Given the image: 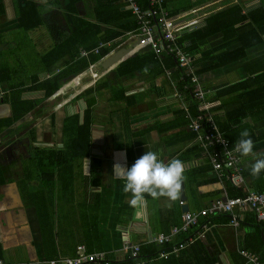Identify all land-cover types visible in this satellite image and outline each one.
Wrapping results in <instances>:
<instances>
[{"label":"crops","instance_id":"1","mask_svg":"<svg viewBox=\"0 0 264 264\" xmlns=\"http://www.w3.org/2000/svg\"><path fill=\"white\" fill-rule=\"evenodd\" d=\"M134 3L144 12L155 10L150 22L156 24V35L161 30L160 18L164 14L173 18L179 38L200 28H218L224 25L225 18L235 20L244 15L251 21L253 11L264 10V0H0L1 47L8 49L9 42L17 39L28 59L26 65H21V56L8 58L20 66L17 70L2 68L5 81L0 82V96L9 92L11 83H23L28 88L35 78L42 81L69 66L75 67L72 64L79 55L82 60L89 59L101 44L100 49L108 50L49 97L40 90L24 91V98L43 99L19 124L16 122L13 126L16 130L9 132L8 137L22 136V142L7 144L2 141L5 134L0 137V258L6 264H54V261L67 264L66 259L94 252H105L110 264H127L132 256L123 250L124 242L141 248L153 243L156 236L170 233L174 226L181 225L186 212L183 207L197 212L216 199L231 197L233 187L246 192L264 189V172L258 179L250 175L255 160L264 158V147L255 146L246 161V156L241 155L242 182L220 179L207 152L193 149L199 142L191 128L199 113L211 116L216 122L222 121L226 112L223 102L237 94L233 89L242 91L240 83L252 77V64L255 62L264 69V22L259 27L262 40L248 46L245 54H237V58H224L229 52H237L240 41L239 37L229 35L230 28L226 32L213 31L199 48H191L193 54L187 52L193 59L192 67L207 103L202 109L198 106L199 113L194 115L188 98L180 100L173 95L183 74L175 59L165 61L167 65L163 61L162 65H143L151 48L139 44L140 25L133 12ZM226 9L231 10L226 14ZM145 18L149 20L147 15ZM118 30L122 31L120 35L107 39ZM248 34L252 40V33ZM196 37L202 40V36ZM82 50L87 54H82ZM76 51L80 54L73 57L71 54ZM118 53L122 58L112 64L109 59ZM136 55L140 69L117 77L115 70L119 64ZM55 56L59 58L48 65ZM99 80L108 86L99 94L96 92L90 155L83 159L68 155L61 160L57 156L58 174L52 175L47 183L44 180L39 183L37 178L26 182L23 190L20 186L25 179L23 171L32 163L27 160L35 154L36 147L65 149V120L79 114L83 122L88 102L78 96ZM118 88H124L125 97L115 100L110 96ZM3 111L5 108H1L0 116L7 115ZM262 116L248 121L256 135L264 136ZM147 151L156 152L164 162L181 158L186 176L182 184L184 197L181 193L178 200L170 201L166 197L153 199L146 195L142 203L131 205V194L123 192L124 181L115 175L113 165L120 163L130 168ZM38 188L49 201L53 241L44 238L38 209L28 195L32 190L39 191ZM236 212L240 214L238 226L231 225L229 217L222 214L201 217L200 224L187 234L177 235L166 248L198 231L203 237L168 258H158L161 263L150 264H248L240 250L245 249V238L251 232L249 247L264 259V221H258L252 209L237 208ZM204 223L206 227H202ZM158 246L160 250L166 249ZM137 258L132 264L144 263Z\"/></svg>","mask_w":264,"mask_h":264},{"label":"trees","instance_id":"2","mask_svg":"<svg viewBox=\"0 0 264 264\" xmlns=\"http://www.w3.org/2000/svg\"><path fill=\"white\" fill-rule=\"evenodd\" d=\"M231 9H226L225 13L227 14ZM224 13V14H225ZM241 13V9H240ZM263 14V15H260ZM228 16V15H227ZM226 16V17H227ZM261 16V17H259ZM247 16L240 15L238 19H224V25H219L220 27H213L210 26L206 28H200L195 30L192 33H188L186 35H182L180 38H178V41L180 44L185 46L186 52L193 54L194 50L191 49L199 48V44H203L205 42V37L210 35L213 31H220L223 30L226 32V29H231L232 32L229 34L230 36H237L239 37V43L236 45V51L235 53H228L230 55H227L224 57L226 60L228 58H237L241 56L242 54H245V50L248 46H253L254 44L260 42L262 40L259 27L264 22V10L261 11H253L251 14V21H247ZM129 20V19H128ZM239 23V25H237ZM114 32V31H113ZM248 32L252 33V40L248 39ZM122 33L121 30L115 31L114 33H111L110 36H108V40L113 39L120 35ZM197 36H202V40L200 41ZM190 40V43L187 41ZM102 44L100 45V47ZM100 49V48H99ZM109 49V48H108ZM233 52V50H231ZM108 52V50L104 47L100 49L99 52L92 54L89 59L83 58V60L80 58V52L76 51L73 52L71 55L76 58L75 62L72 65L69 66L66 69H62L58 72L56 76L49 77L45 80L39 81L38 78H35L34 82L28 86V88L23 87V83H11V88H9V92L5 93L4 95L0 96V107H3L2 105H8L10 108L9 113H6L7 115L0 116V137H2L3 134H6L8 136L9 132H12L16 129L13 128V126L21 119H24L25 116L37 106V104L43 99L39 98L38 100L31 99V98H24L22 96L24 91H32V90H40L44 92L45 97H49L52 94H54L65 82H67L70 78L77 75L80 71L86 69L91 64L95 63V61L99 60L103 55H105ZM239 54V56H236ZM51 56V55H50ZM145 56L148 57V59L145 61L143 65H162L166 64L165 61L174 59L173 56L170 55H163L164 58L160 59L158 56L150 50L148 54ZM139 57V56H138ZM59 56H55L52 59L50 58L49 64L52 65ZM139 59V58H138ZM137 55L132 56L122 63L119 64V66L115 70V74L117 77L125 76V75H131L135 73L137 70L140 69L139 65H136V62L138 61ZM78 65V66H77ZM167 65V64H166ZM168 67V66H167ZM252 77L250 76L248 79L240 83V86L243 87L242 91L238 93V90L235 88L232 91L237 92L233 96L230 101H224L223 106L225 108V114L223 115L224 118L222 121L216 122L220 129L223 130L225 133V136L230 138L232 141L238 142L240 137V132L244 129H247L250 132L251 138L254 141L255 146H261L264 147V136L263 135H256L254 130L250 127L249 119H258L263 117L264 115V69L263 67H258L257 63L252 64ZM251 78V80H250ZM5 79L1 76L0 82H4ZM190 77L186 74L182 77V80L178 82L179 88L184 87L185 84L190 83ZM249 83V84H247ZM108 84L104 80H99L96 82L95 85L88 87L85 89L78 97H85L88 106L84 110V116H83V122H80V116L79 114H73L71 116H68L65 120V141L64 146L65 149H54V148H44V147H36V151L34 155H31V158L27 161L32 162L31 165H33V168L31 165L26 167V170L24 169V180L21 183V188L25 190V184L26 182L30 183L33 179L40 180L39 183L44 180L47 183V180L50 179V177L53 175L55 177V174L57 175L59 171L58 165H57V156L62 159L63 156L73 155L76 157V159H83L84 157H87L90 155V147H91V125H92V110L93 105L96 101V92L99 94L101 90H103L104 87H107ZM234 87V86H233ZM239 87V88H241ZM183 90V88H182ZM185 97L189 100V108L190 111L196 115L199 113V102L196 100L193 88H189L186 90H183ZM125 90L124 88H118L114 89L111 94V98L117 100V99H123L125 97ZM44 97V98H45ZM1 110V109H0ZM183 110V109H182ZM180 113H184V111H180ZM186 115V114H184ZM34 130L31 131V134L34 135ZM135 134V133H134ZM137 134V133H136ZM195 137L196 132L194 131ZM5 137V135L3 136ZM194 150H200L202 151L203 148L201 147L200 143L199 146L193 148ZM191 150V149H190ZM189 152V151H188ZM181 159V158H180ZM66 160V159H65ZM0 168V172H1ZM95 171V167L92 162L91 167V173ZM2 174L0 173V182L2 181ZM27 183V184H28ZM26 184V185H27ZM234 192L231 193V197L234 196H241L246 193V191L239 190L238 188H234ZM39 191L32 190L29 192V196L32 199V202L38 209L39 218L41 222V228L44 233V238H49L50 241H53V223H52V217L50 213V205L49 201L45 196V193L41 191L40 188H38ZM246 246L245 249L251 250L252 247H249V245L252 243V232L248 233L247 237L245 238ZM132 244V243H131ZM160 247L156 242H153L151 244H144V246L141 245L140 254L139 256H132L131 259L127 264H132V261L135 259L141 260L144 263L140 264H150L153 263V261L159 262L160 259H164L159 256L158 251ZM255 252V251H253ZM257 253V252H256ZM260 255V254H259ZM261 258H263L262 254L260 255ZM264 261V259H262ZM111 263V262H110ZM161 263V262H159ZM83 264V263H81ZM112 264H116L113 262ZM214 264V263H213Z\"/></svg>","mask_w":264,"mask_h":264},{"label":"built area","instance_id":"3","mask_svg":"<svg viewBox=\"0 0 264 264\" xmlns=\"http://www.w3.org/2000/svg\"><path fill=\"white\" fill-rule=\"evenodd\" d=\"M133 12L138 16L139 31L138 41L142 46H149L151 50L158 56L163 55L173 56L178 68L183 71L182 77L186 74L190 77V83L184 85L183 90L193 88V93L196 99H198L199 107L206 105L204 101V92L199 83V78L194 68L192 67V57L188 54L184 46L178 41L179 36L176 34L173 18H168L164 14L161 18V30L160 34H155L156 24L152 25L150 17L155 13V10L144 12L140 5L134 3ZM147 15V20L145 15ZM99 47L95 49L99 51ZM82 54H87L86 50H82ZM170 74L171 72L168 71ZM182 88L176 87L173 95L180 100L185 99V94ZM202 109V108H201ZM191 128L195 131L196 139L200 143L201 147L207 152L210 162L213 166V170L218 178L230 179L238 183L243 181L241 176V154L236 151L235 144L237 142L232 141L225 136V133L220 129L215 119L209 115L199 113L193 120ZM180 204H184L181 200ZM237 208L252 209L256 215L258 221H264V189L252 190L246 192L241 196L227 197L226 199H216L212 201L208 206L200 209L197 212L186 211L182 216V223L179 226H174L170 233H162L153 239L159 245L166 248L174 238L179 234H187L190 229L200 224L201 217H209L213 214H222L229 217V223L233 226L240 224V214L236 212ZM207 223V222H206ZM206 223L202 224V227H206ZM199 237H203L201 231L195 232L183 240L176 243L172 248L162 249L159 252V256L162 258H168L171 254L179 252L181 249L194 244ZM83 250V246L78 247ZM123 250L130 252L133 256H139L140 246L138 244H131L125 241L123 244ZM241 255L246 259L248 264H264L260 255L246 250H240ZM103 264H110V260L107 259L105 252H94L88 255L81 253L77 258L66 259L67 264H81L83 262H99ZM54 264L57 262L54 261ZM0 264H6V262L0 258Z\"/></svg>","mask_w":264,"mask_h":264},{"label":"clouds","instance_id":"4","mask_svg":"<svg viewBox=\"0 0 264 264\" xmlns=\"http://www.w3.org/2000/svg\"><path fill=\"white\" fill-rule=\"evenodd\" d=\"M239 135L241 139L235 144L236 151L242 156L252 155L255 144L250 132L244 129ZM113 171L124 181L123 192L131 194L130 203L133 206L142 203L146 195L153 199L166 197L170 201L178 200L181 196L182 184L186 179L185 167L181 159L173 158L164 162L153 151H147L140 156L130 168L116 163L113 165ZM262 172H264V158H259L251 165L250 175L258 179Z\"/></svg>","mask_w":264,"mask_h":264},{"label":"rangeland","instance_id":"5","mask_svg":"<svg viewBox=\"0 0 264 264\" xmlns=\"http://www.w3.org/2000/svg\"><path fill=\"white\" fill-rule=\"evenodd\" d=\"M9 43H10V46H8V49H3L0 43V77L2 76L3 67H8L10 70L12 69L17 70L18 67L20 66V64H18L15 60L13 62H9L8 58L15 59L16 57L21 56V65H26L27 60H28L26 57H24V53H25L24 48H22V43L19 40L13 39ZM26 68H29V67H25L22 69H26ZM27 81L29 80L26 79V82ZM0 86H2L1 83H0ZM246 160H248V156L244 158V161Z\"/></svg>","mask_w":264,"mask_h":264},{"label":"water","instance_id":"6","mask_svg":"<svg viewBox=\"0 0 264 264\" xmlns=\"http://www.w3.org/2000/svg\"><path fill=\"white\" fill-rule=\"evenodd\" d=\"M122 58V56H120V53H118V54H114V55H112V57L109 59V61H111L112 62V64L113 63H117V61L119 60V59H121ZM104 66L105 67H107V63H104ZM52 99L55 101V96H53L52 97ZM53 101V102H54ZM3 107H0V109L1 108H5V110L6 111H3L4 113H9V111H10V108L8 107V105H2ZM4 116V115H3ZM20 122H18L17 124H19ZM181 193H182V197H184L185 196V194H184V191L182 190L181 191ZM184 209H186L185 211H187V209H188V206H185V207H183Z\"/></svg>","mask_w":264,"mask_h":264},{"label":"flooded vegetation","instance_id":"7","mask_svg":"<svg viewBox=\"0 0 264 264\" xmlns=\"http://www.w3.org/2000/svg\"><path fill=\"white\" fill-rule=\"evenodd\" d=\"M8 136H9V134H8ZM8 136L5 134V137L2 138L3 139L2 141L6 142L7 144H13L14 143V145L16 144L15 142H17V144L22 142V140H21L22 136H20L19 134L15 135V136L11 135L10 137H8ZM2 141L0 142V144L2 143ZM43 144H46V143L43 142Z\"/></svg>","mask_w":264,"mask_h":264}]
</instances>
